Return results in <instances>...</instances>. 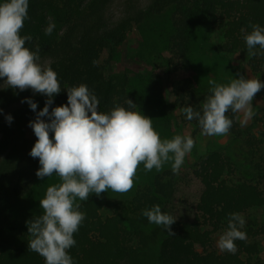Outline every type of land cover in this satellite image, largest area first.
<instances>
[{"label": "trees", "instance_id": "16d2710c", "mask_svg": "<svg viewBox=\"0 0 264 264\" xmlns=\"http://www.w3.org/2000/svg\"><path fill=\"white\" fill-rule=\"evenodd\" d=\"M114 1L29 0L20 29L21 35L31 36L25 46L39 48L40 61L56 72L61 87L86 84L98 98L99 111L117 104L127 107L128 98L153 119V128L162 125V116L181 130L191 127L195 143L201 129L179 109L190 105L199 110L209 95L210 87L197 86L192 76L190 56L194 39L206 28L215 36L217 55L228 59L242 53L253 78L264 81V54L249 56L241 31H251L253 23L264 26V0H148L144 8L129 3L124 16L109 23L107 12ZM49 17L55 28L45 35ZM134 27L141 32L142 47L170 79L167 83L157 71L113 73L112 62ZM177 73L181 76L171 80ZM256 96L264 97V89ZM25 97L37 103V111L44 106L45 97L30 89L0 87V264H44L28 248L26 227L43 210L20 209L35 188L39 167L38 158L28 155L36 137L27 125L35 113L21 102ZM62 103L63 89L49 110ZM5 115L12 116L10 123ZM225 115L233 121L227 133L244 146L243 162L210 146L192 166L156 173L129 199L110 200L102 192L77 200L85 216L73 234L76 244L67 250L75 264H264V222L250 214L264 211V114H254L246 128L237 113ZM153 204L177 218L170 225L173 235L141 215ZM232 212L245 219L241 230L246 239L235 241V254L214 246Z\"/></svg>", "mask_w": 264, "mask_h": 264}, {"label": "clouds", "instance_id": "9594fccd", "mask_svg": "<svg viewBox=\"0 0 264 264\" xmlns=\"http://www.w3.org/2000/svg\"><path fill=\"white\" fill-rule=\"evenodd\" d=\"M28 4L29 0H0V78L18 91L30 89L45 97L39 111L31 98L21 100L35 113L27 125L36 137L28 155L38 158V179L54 173L60 177V182L48 186L39 200L42 214L26 221L28 248L42 256L44 264H75L67 250L76 244L73 234L85 216L76 201L88 200L90 194L99 197L107 189L128 191L140 163L145 171H159L165 162L171 161L172 172H177L193 148L194 139L191 134L161 139L152 127L153 119L137 111L136 104L128 98L127 107L117 104L101 112L97 96L86 84L62 88L56 72L40 63L39 48L30 50L25 46L31 36L20 34L28 18ZM54 28L49 17L45 35H50ZM250 28L251 31L241 29L248 55L264 54V26L253 23ZM208 83L209 95L204 97L199 110L190 105L179 109L186 120L195 119L201 134L207 136L229 131L233 123L225 115L229 110L242 113L244 120L251 119L253 97L264 89V81L259 77L244 75H237L226 84L213 80ZM62 89L66 103L49 110L54 96ZM4 119L10 123L12 116L5 115ZM141 215L173 235L170 225L177 218L162 212L160 205L142 209ZM244 225L242 214L229 213L226 226L218 235L217 248L235 254V241L246 239L241 230Z\"/></svg>", "mask_w": 264, "mask_h": 264}, {"label": "rangeland", "instance_id": "374dc122", "mask_svg": "<svg viewBox=\"0 0 264 264\" xmlns=\"http://www.w3.org/2000/svg\"><path fill=\"white\" fill-rule=\"evenodd\" d=\"M129 3H133L139 8H144L147 5L148 0H115L107 12L108 22L115 23L119 18L124 16L126 6ZM141 43V32L139 29L134 27L129 33L127 39L124 41L123 45L118 49V58L112 62L113 73L122 74L128 71L130 76H138L147 75L152 71H157L161 81L167 83L170 79L166 77L163 68H161V66L159 67V61L152 58V56L149 55V51L143 48ZM214 43L215 36L212 30L207 28L199 33L194 39L190 56L193 63L192 76L197 86L207 85L208 87H211L208 83L209 80H213L216 83L226 84L232 78H236L237 75H244L247 78H253L251 72L245 66V57L242 53H239L236 56L228 59L220 57L213 48ZM139 53H141V56ZM164 54L167 55L166 51ZM139 57H141L140 60ZM40 63L46 65L45 62L40 61ZM180 76L181 74L177 73L175 76H172L171 80ZM6 84L7 82H3V78H0V87ZM252 106L254 114H264V97L256 96L255 94L252 100ZM237 114L240 126L242 128H246L251 122V119L244 120L242 113L237 112ZM162 121L163 122L160 127L158 124H156L153 128L159 134L161 139H170L176 134H191L192 132L191 127H185L183 130L179 129V126L169 121V119L165 116H162ZM49 138L51 139V133L49 134ZM210 146L226 149L234 159L240 160L242 162L244 161L243 158L245 157V152L241 141L232 139L228 133L223 135L207 136L202 135L201 132H199L196 135V141L193 145V148L191 149L190 153L185 156L184 163L181 165L180 169H185L189 166H192L193 163L196 162ZM164 169H171V161L165 162L159 171H157L155 168L145 171L143 168V163H140L138 164L135 176L133 177V185L128 191L114 192L111 189H107L103 193H105V197L110 200L129 199L138 185L145 184L153 175ZM59 182L60 177L55 173L50 177L37 179V183L32 194H30L29 197L21 202L20 209L29 210V208H37L43 210L39 207V200L43 198L48 186ZM91 195L92 194L89 196ZM250 214H252V217L255 218L259 223L264 222L263 210H255ZM217 238L218 235L214 237V246L216 248Z\"/></svg>", "mask_w": 264, "mask_h": 264}]
</instances>
